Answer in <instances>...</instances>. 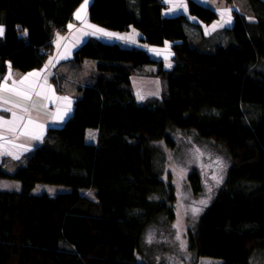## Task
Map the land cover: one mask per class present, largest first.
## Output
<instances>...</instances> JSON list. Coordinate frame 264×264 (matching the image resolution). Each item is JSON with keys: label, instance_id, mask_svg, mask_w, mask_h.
Returning <instances> with one entry per match:
<instances>
[{"label": "trees", "instance_id": "obj_1", "mask_svg": "<svg viewBox=\"0 0 264 264\" xmlns=\"http://www.w3.org/2000/svg\"><path fill=\"white\" fill-rule=\"evenodd\" d=\"M83 2L0 0V81L9 68L42 67L55 32ZM247 4L254 20L235 11L225 41L213 43L203 29L166 16L164 0H92V23L135 28L147 45H169L171 68L143 47L97 37L77 48L75 62L97 65L73 113L48 129L15 172L0 165V178L22 185L0 190V264H150L138 257L146 231L176 219L177 192L165 178L160 144L176 147L174 129L219 144L230 158L224 184L190 228L191 251L218 264H250L264 253V0ZM189 12L206 25L219 18L194 0ZM148 66L158 67L165 89L140 102L133 76ZM89 129L98 130L96 143L87 140ZM39 183L71 190L34 193ZM189 183L202 191L198 169Z\"/></svg>", "mask_w": 264, "mask_h": 264}, {"label": "crops", "instance_id": "obj_2", "mask_svg": "<svg viewBox=\"0 0 264 264\" xmlns=\"http://www.w3.org/2000/svg\"><path fill=\"white\" fill-rule=\"evenodd\" d=\"M189 1L164 0V14L184 19L190 27L202 28L207 38L214 39L220 33V29L212 32L211 28H225L226 25L230 28L235 11L244 13L247 17L251 14L249 8L246 12L240 10L236 0H194L219 13L216 21L206 25L190 14ZM91 2L92 0H88L86 9L81 12L82 19H78L76 13L84 2L75 11L74 21L55 32L53 50L42 67L28 72L9 68L0 81V165L10 173L23 165L32 151L43 143L50 127L62 126L73 113L75 101L80 96L79 88L91 81L97 65L92 59H86L83 63L74 61L75 51L89 38L97 37L129 47H143L158 61L170 58L172 62L169 47L147 45L141 41L142 35L135 28L128 32H117L92 23L89 19ZM229 20L232 23L228 26L226 22ZM166 48L169 53L165 52ZM142 81L149 88L158 90V78ZM90 134L94 136L90 137ZM87 140L96 143L98 130L89 129ZM10 181L2 183L0 190H21L22 185L18 180Z\"/></svg>", "mask_w": 264, "mask_h": 264}, {"label": "rangeland", "instance_id": "obj_3", "mask_svg": "<svg viewBox=\"0 0 264 264\" xmlns=\"http://www.w3.org/2000/svg\"><path fill=\"white\" fill-rule=\"evenodd\" d=\"M236 3L243 12H246L249 8L247 0H236ZM248 17L251 20L254 19L253 13L251 12ZM231 23L226 22L228 26ZM227 28H229L227 25L225 28H211L212 32L220 29V33L214 38L213 43L225 41L224 37ZM165 52L169 53V49L166 48ZM165 61L167 68H171L172 62L170 58L164 60V63ZM262 65L264 66V61H262ZM157 72V66H148L135 71L133 88L138 101L147 102L154 96H160L164 93L165 82L159 78L160 76L156 75ZM148 78H158V90H153L154 87L149 88L142 81ZM172 133L176 140V147L170 148L165 141L160 144L163 145L166 154L165 178H167L168 173L171 175L177 192V201L175 203L176 219L170 226L149 228L142 240L138 257L140 260H145L150 264H218L221 262L220 260L211 257H200L191 251L189 232L203 212L212 204L218 190L224 184L230 165V158L219 144L200 138L192 131L174 129ZM195 168L201 173L203 181V189L199 193H195L189 183V174ZM0 180L1 185L2 183L7 184L11 179ZM70 190V187L64 185L39 183L35 186L34 193L46 192L50 195H55L59 192ZM81 192L84 195L95 198L94 190L83 189ZM202 201L206 203H202ZM195 209L199 211H194ZM250 264H264V253L261 252L255 255Z\"/></svg>", "mask_w": 264, "mask_h": 264}, {"label": "snow or ice", "instance_id": "obj_4", "mask_svg": "<svg viewBox=\"0 0 264 264\" xmlns=\"http://www.w3.org/2000/svg\"><path fill=\"white\" fill-rule=\"evenodd\" d=\"M87 4H88V0H84V3L81 5V9L78 10V12L76 13V16H77L78 19H82L81 12H83L86 9ZM178 6L182 7V5H178ZM228 11L230 12L231 10H228ZM227 22L230 23V20L227 21ZM3 31H4L3 27L0 26V35H3ZM98 31H103V30H98ZM93 34H95V33H93ZM105 34L106 35H109L108 33H105ZM30 75H35V74H30ZM65 99H67V98H65ZM202 203H206V202L205 201H202ZM194 211H199V210L198 209H195Z\"/></svg>", "mask_w": 264, "mask_h": 264}]
</instances>
